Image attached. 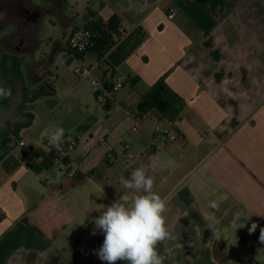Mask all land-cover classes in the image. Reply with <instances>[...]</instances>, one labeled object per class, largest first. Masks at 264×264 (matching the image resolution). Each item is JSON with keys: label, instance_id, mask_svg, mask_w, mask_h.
I'll list each match as a JSON object with an SVG mask.
<instances>
[{"label": "crops", "instance_id": "obj_1", "mask_svg": "<svg viewBox=\"0 0 264 264\" xmlns=\"http://www.w3.org/2000/svg\"><path fill=\"white\" fill-rule=\"evenodd\" d=\"M61 1L0 0V86L12 91L0 98V264H82L78 240L93 229L79 223L97 218L125 191L120 177L141 166L176 236L158 246L163 264H264V0ZM91 14L111 24L113 44L74 52L70 35ZM45 15L61 25L54 50L72 70L39 62L34 35L28 49L16 46L19 28ZM96 63L105 88L128 78L107 107L76 72ZM157 85L160 113L143 104ZM167 123L178 137L155 150L154 128ZM57 126L64 139L84 136L70 154L75 181L48 142ZM221 194L229 198L214 212L208 201ZM238 210L249 219L235 231ZM213 215L220 240L208 228Z\"/></svg>", "mask_w": 264, "mask_h": 264}, {"label": "clouds", "instance_id": "obj_2", "mask_svg": "<svg viewBox=\"0 0 264 264\" xmlns=\"http://www.w3.org/2000/svg\"><path fill=\"white\" fill-rule=\"evenodd\" d=\"M11 95L10 88L0 86V98L6 99ZM64 136L65 129L57 126L49 135L48 142L59 151ZM119 183L125 191H118V198L92 221L94 228L91 235L95 236L97 231L104 235L102 245L94 250V254L105 264H117L118 261L125 264H163L164 258L158 246L165 241L176 240L166 221V199L154 191V178L147 174L143 166L133 169L130 178L121 176ZM228 198L227 194H221L208 201L207 207L218 211ZM85 219L86 216L79 225L84 226ZM248 219L238 210L233 214L231 227L236 231L244 227ZM219 223L217 217H210L208 228L212 230V238L217 240L222 235L217 227ZM257 227V223L253 222L248 229L249 234L254 233ZM259 239L264 242V227L260 228Z\"/></svg>", "mask_w": 264, "mask_h": 264}, {"label": "built area", "instance_id": "obj_3", "mask_svg": "<svg viewBox=\"0 0 264 264\" xmlns=\"http://www.w3.org/2000/svg\"><path fill=\"white\" fill-rule=\"evenodd\" d=\"M173 13L169 14L171 18ZM94 17L89 16L88 19L92 20ZM93 33L87 27H81L74 29L69 38L70 48L77 53H86L92 46ZM97 63L91 66H81L76 69L77 74L81 79H89L92 86L95 88L96 96L100 104L104 107H107L110 104L115 102V96L119 90H121L126 84L128 78L123 74H119L115 77L110 88H105L98 78L93 75V70L96 68ZM148 112L145 113L147 115ZM133 129L137 130L141 126V117L134 116ZM107 132L104 131L98 134L95 138H92V145L103 143L106 141ZM178 137L177 132L174 130L171 123L167 124H158L154 128V134L151 138V147L153 149H159L162 145L167 144L176 140ZM84 138L81 134L71 135L64 139L63 143L60 146V150L56 149L55 151V161L61 164L65 170L68 178H71L73 181L76 180L79 175L78 162L73 160L70 157L71 152L75 149L76 145ZM21 145L24 144L23 141L20 142ZM126 147H129L127 145Z\"/></svg>", "mask_w": 264, "mask_h": 264}, {"label": "rangeland", "instance_id": "obj_4", "mask_svg": "<svg viewBox=\"0 0 264 264\" xmlns=\"http://www.w3.org/2000/svg\"><path fill=\"white\" fill-rule=\"evenodd\" d=\"M54 23H57L56 25ZM36 42H38L34 48V57L43 65H47L51 70H56L59 67L60 70H72L70 66L64 63L63 54L57 50H54L56 39H63L61 33V25L59 22H54L49 15H45L40 19L39 25L33 29ZM28 57V55H26ZM33 65L29 67V70ZM36 67V66H35ZM86 195V192H84ZM95 218V217H94ZM93 218V219H94ZM84 219V218H83ZM92 229L94 224L92 220H86ZM104 235L102 232L97 231L95 236H87L82 234L80 236L81 246L78 251V256L82 264H105L101 261L97 255L94 254V250H98L102 245ZM117 264H125L123 261H118Z\"/></svg>", "mask_w": 264, "mask_h": 264}, {"label": "trees", "instance_id": "obj_5", "mask_svg": "<svg viewBox=\"0 0 264 264\" xmlns=\"http://www.w3.org/2000/svg\"><path fill=\"white\" fill-rule=\"evenodd\" d=\"M52 1L56 4H62L61 0H52ZM91 15L94 18L92 20L88 19V22L85 27L90 29L93 33V37H92L93 46H95L100 52H103L113 44L110 35L111 24H106L102 19H100L98 16L94 14ZM143 104L145 106V109L154 108L155 112L157 113L163 112L167 107V103L162 97V86L157 85L150 92V94H148L145 97Z\"/></svg>", "mask_w": 264, "mask_h": 264}, {"label": "flooded vegetation", "instance_id": "obj_6", "mask_svg": "<svg viewBox=\"0 0 264 264\" xmlns=\"http://www.w3.org/2000/svg\"><path fill=\"white\" fill-rule=\"evenodd\" d=\"M19 30H20V34H19L18 43L16 46L20 49L26 50L30 46L29 41L33 37V34H32L33 29L24 27L21 29L19 28Z\"/></svg>", "mask_w": 264, "mask_h": 264}]
</instances>
